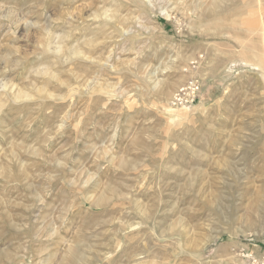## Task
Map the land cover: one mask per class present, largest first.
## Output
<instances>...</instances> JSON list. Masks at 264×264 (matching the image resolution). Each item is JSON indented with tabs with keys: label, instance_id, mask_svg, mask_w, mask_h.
Instances as JSON below:
<instances>
[{
	"label": "rangeland",
	"instance_id": "1",
	"mask_svg": "<svg viewBox=\"0 0 264 264\" xmlns=\"http://www.w3.org/2000/svg\"><path fill=\"white\" fill-rule=\"evenodd\" d=\"M0 264H264V0H0Z\"/></svg>",
	"mask_w": 264,
	"mask_h": 264
},
{
	"label": "built area",
	"instance_id": "2",
	"mask_svg": "<svg viewBox=\"0 0 264 264\" xmlns=\"http://www.w3.org/2000/svg\"><path fill=\"white\" fill-rule=\"evenodd\" d=\"M200 90L201 83L197 79H189L173 92L169 104L172 107H189L197 100Z\"/></svg>",
	"mask_w": 264,
	"mask_h": 264
},
{
	"label": "bare ground",
	"instance_id": "3",
	"mask_svg": "<svg viewBox=\"0 0 264 264\" xmlns=\"http://www.w3.org/2000/svg\"><path fill=\"white\" fill-rule=\"evenodd\" d=\"M175 82V81H174ZM180 82V81H179ZM178 83V82H177ZM167 93V92H166ZM73 258H74V256H73Z\"/></svg>",
	"mask_w": 264,
	"mask_h": 264
}]
</instances>
